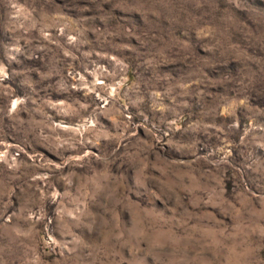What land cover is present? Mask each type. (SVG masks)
Listing matches in <instances>:
<instances>
[{
  "label": "rangeland",
  "instance_id": "1",
  "mask_svg": "<svg viewBox=\"0 0 264 264\" xmlns=\"http://www.w3.org/2000/svg\"><path fill=\"white\" fill-rule=\"evenodd\" d=\"M0 264H264V0H0Z\"/></svg>",
  "mask_w": 264,
  "mask_h": 264
}]
</instances>
